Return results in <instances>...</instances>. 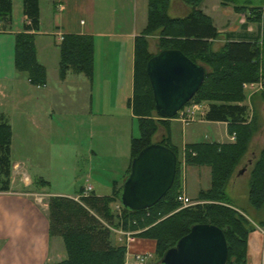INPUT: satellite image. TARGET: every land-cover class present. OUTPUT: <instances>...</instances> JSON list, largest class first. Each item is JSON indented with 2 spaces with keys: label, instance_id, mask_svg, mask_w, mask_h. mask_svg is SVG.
I'll list each match as a JSON object with an SVG mask.
<instances>
[{
  "label": "trees",
  "instance_id": "16d2710c",
  "mask_svg": "<svg viewBox=\"0 0 264 264\" xmlns=\"http://www.w3.org/2000/svg\"><path fill=\"white\" fill-rule=\"evenodd\" d=\"M147 26L134 41L132 113L137 119L139 137L130 141V165L132 159L146 146L158 142L177 155V171L174 183L166 195L153 207L131 212L122 207L115 211L112 203L119 202L122 188L117 181L112 183L109 196L91 194L74 200L63 196L51 197L48 201L49 231L51 236L63 239L66 259L55 264H122L125 259V245H113L112 232L108 226L131 231L138 227H148L139 234L156 243L159 264L164 252L186 235L194 224L209 223L224 231L228 244L226 264H247V237L255 225L231 208V201L225 193V182L233 174L235 166L251 153L253 137L262 129L259 114L253 109L249 118L248 107L243 105L245 94L243 83L264 79L258 61L259 44L256 40L229 41L218 52L209 51L208 39L218 38L212 20L197 7L202 0H183L190 6L185 17L173 18L168 14L171 0H147ZM239 0H221L223 5H232L236 12L245 11L246 4ZM252 5V3H247ZM23 14L29 19L24 23L25 31H38L40 26V0H22ZM249 7V6H248ZM12 0H0V23L9 25L12 20ZM255 22L262 23L260 35L264 37V13L257 12ZM251 18V17H250ZM253 20V21H254ZM258 37L257 39H259ZM148 38L156 39L157 51H150ZM164 49H178L196 63H204L210 68L204 82L191 100L208 101L206 120L227 122L228 132L235 135L232 143L198 142L185 146V165L207 166L210 168V186L200 191L196 200L202 204L181 206L177 200L182 192V178L178 174L180 156L171 143L170 128L155 141L160 127H165L166 119L155 114L153 91L146 73V65L151 57ZM59 73L63 78L69 69L83 72L92 77L94 67V41L90 35L65 34L59 42ZM15 63L19 71L27 73L30 82L36 86L46 84V70L37 61L35 40L31 34L16 36ZM190 100V101H191ZM189 101V102H190ZM0 117V192L10 189L11 178V137L12 132L6 120ZM165 129V128H164ZM130 165L124 175L130 172ZM250 191L248 200L258 209L264 206V145L256 152L250 168ZM39 183L48 185L44 179ZM38 183V184H39ZM122 184V183H121ZM218 202V203H216ZM120 203V202H119ZM230 206V207H229ZM258 226L264 227V222Z\"/></svg>",
  "mask_w": 264,
  "mask_h": 264
},
{
  "label": "rangeland",
  "instance_id": "374dc122",
  "mask_svg": "<svg viewBox=\"0 0 264 264\" xmlns=\"http://www.w3.org/2000/svg\"><path fill=\"white\" fill-rule=\"evenodd\" d=\"M132 1L133 0H40L42 27L44 31L52 32L56 20L65 25H69L71 29L94 27L97 32L130 33L134 26L131 12ZM239 1L242 3H240L241 5L246 4L247 8L245 11L248 10L249 12V15H246V19H242L241 16L242 23H245L246 26L255 23V14L250 10V6L254 7L258 13L260 12V16L262 17V14L264 13V0ZM14 2L15 4H17V2L21 3V0H14ZM58 2L63 5V11H59L58 9L54 10L53 5ZM247 3H252V5H248ZM172 7L173 5L170 1L168 4V14ZM197 8L199 9V7ZM20 17V9L16 6L14 10V19L17 23L19 22ZM111 22H113L112 26ZM58 37L54 35H44L43 37L38 38V43L40 45V41L45 38L46 41L51 43V47L54 48L53 51L56 53L55 49H59ZM148 39L150 41V51L155 53L157 51L156 39ZM95 40L97 69L94 71L92 82L90 79H86L83 74H76L69 76L68 82L65 83L64 86H61L52 76L53 72L50 71L49 73L51 87H54L59 91L58 93L61 92V94H63V89L65 91L67 89L70 94H75V102L70 109L63 108L61 107L65 105L62 102L63 97L60 94L57 96L58 99H56L60 108L55 109L54 114L52 113L53 127L52 129H49V131L48 129H45V135H42V137H46V142L50 143L45 149L46 154L42 159V165L35 166L27 164L24 166H26L25 169L32 181L37 178H43L48 182V185L46 186L47 190L52 193L62 192L76 194L79 192L80 187L88 181V184L95 187L97 192L109 194L111 192V181L116 178H121L119 177L120 174H122L123 169L130 161L131 139L133 137L138 138L140 135L137 120L134 118L132 119L126 105H122L125 97L118 94V92H114V88L112 87L114 84L104 86L103 81L105 79H103L102 71L100 69L104 61L111 63L118 56H120L125 63L129 48L128 41L127 39L119 38H96ZM259 46V55L261 58L258 61V66L261 73L264 57L263 29L262 42ZM110 48H114L115 51L117 50L119 55L107 54L108 49ZM47 52L48 51L44 52L43 55L41 54V58L46 55L49 63H51V60L55 58L53 57L55 55L51 52ZM111 58H113V60H111ZM199 64L205 65L204 63ZM112 76V80H109L116 84L119 80V75L116 73ZM91 85L92 92L90 90ZM117 85L118 83L115 86L117 87ZM244 86L247 87L245 91L246 93L249 91L248 88L252 89V91H256L257 94L254 95V105L250 103L248 107L255 109L253 106H256L255 110L259 114V123H263L262 126H264V79H260L257 82L243 83V91L245 88ZM2 103L6 105L7 102L5 101ZM89 103L92 108V116L86 111V108L89 107ZM101 103L105 105V107L110 106V111H101ZM206 104H208V101L191 100L183 107V111L195 109L193 119L186 126H184L182 120L184 117L182 118L179 113L173 118H168L165 121V130L169 121H173L171 123L172 142L178 148L181 161L178 174L182 178V185L185 186V191L190 197H195L200 189L209 187V174L206 168H202L201 175L197 172L198 168L194 166H187L184 168V166H186L185 149L182 156V144L228 140L227 136H224L227 134L223 125L199 123L205 120V116L202 115V112H204ZM110 112L111 115H109ZM249 113L253 114V111L250 110ZM185 119L188 120V118ZM160 135L159 132L155 137V141L160 140ZM221 135L224 137H221ZM234 140L235 135L232 136L230 142L226 141V143H232ZM16 142H18V140ZM263 142L264 135L256 133L252 141L253 151L258 152V149L262 146ZM17 151L18 149L15 150V154ZM90 151H93V153H90ZM251 155L249 153L245 159L242 160L241 164L235 166L233 174L229 176L224 184V191L231 203L235 202V204L241 208H245V206L249 205L251 207L250 213L249 211L244 212L243 210L245 209L243 208L241 209L242 211L238 210L237 206L233 205L234 203L231 204V208L238 211L251 224L259 225L264 222V214L261 213L257 207L252 206L250 201L244 198L245 196L243 197V195H248L250 191V171L248 175L246 174L245 178H240L237 182H234L237 171L242 167V164L251 157ZM119 185L121 186L122 184L119 183ZM193 200L198 204L205 202L198 201L196 198H193ZM115 204L116 203L111 204L113 209ZM182 208L184 207L179 206L177 210H181ZM148 227L132 229L130 231L133 237L131 239L133 242H130L131 244H127L125 241H112L113 245H118L116 243H119V245H125L126 247L125 259L122 264L135 263V255H145L148 264L159 260L156 255V248L155 250L153 249L154 246H152L150 252H148L149 249H143L140 246V243L143 241H147L150 246L155 242L151 239L139 236V234L147 230ZM117 236L122 237L121 235L119 236L118 233L112 232L113 239Z\"/></svg>",
  "mask_w": 264,
  "mask_h": 264
},
{
  "label": "crops",
  "instance_id": "0c3cea01",
  "mask_svg": "<svg viewBox=\"0 0 264 264\" xmlns=\"http://www.w3.org/2000/svg\"><path fill=\"white\" fill-rule=\"evenodd\" d=\"M12 2L13 8L11 23L6 26H3V24L0 23V117L3 116L2 118L7 121L12 132L10 146L12 163L10 189L6 192H0V264H55L65 260L67 255L63 244V239L58 236L50 235L48 201L51 197L54 196H63L74 200H79L85 187L91 185L88 184V181H86L87 183L81 186L79 192L76 194H67L62 192L52 193L47 190V185L44 186L42 183H39V179L43 178H37L32 181L31 177L28 175L27 170L25 169L26 166L24 165L27 164H32L35 166L42 165V159L46 154L45 149L50 145V143L46 142V137H42V135H45V129H48L49 131V129H52L53 127L52 113L54 114V110L60 108V105L57 103V96H59L60 94L63 97L62 102L65 104L64 106H61L63 108L70 109V107L75 102V94H70L67 89L66 91L63 89V94H61V92L58 93L59 91L54 87H51L49 73L50 71L53 72L52 76L59 82L61 86H64V84L68 82L69 76H73L76 74H83L86 79H90V81L92 82L94 71H96L97 69L95 57V39H127L129 48L127 51L125 63L122 61L121 57L118 56L114 60L113 58H111V60H113L111 63L105 61L103 65H101V63L100 65L102 68L100 67V69L102 71V77L103 79H105L103 81L104 86L114 84V86H112L114 88V92H118V94H121L125 97L122 105H126L131 118L136 119V117L132 113L131 107L133 95L134 41L135 38L139 36L147 26L148 1H132L131 12L134 26L132 28V32L130 33L97 32L94 27L84 29L80 27L79 29H71L69 25H65L56 20L54 22L53 31L47 32L44 31L42 27L41 6L39 30L25 31L23 27L26 16L23 14L22 0L21 3L17 2V4H15L14 0H12ZM171 2L173 5V7L169 11V15L171 17L180 18L185 17L189 14L191 8L190 6L184 4L182 0H171ZM59 5H61L62 8H59ZM16 6H18V8L20 9V23H17L14 19V10ZM53 8L54 10L58 9L59 11L64 10L63 5L59 2L54 4ZM199 10H201L204 15L208 16L212 20V24L217 29L219 35L218 38L207 40L209 51L218 52L229 41V39H232V41H240L241 39H249L252 41L256 40L258 41L259 45L261 44L262 36H258V34L260 35L261 33V31L259 32L261 23L255 22L253 24H250L249 26H246L245 23H242V19H246V15H249L248 10L240 13L236 12L232 5L221 4V0H202L201 4L199 5ZM112 25L113 22H111V26ZM20 33L31 34L34 36L37 61L46 70V84L44 86L33 85L30 82L27 73L19 71L16 68V36ZM57 34H77L92 36L94 41V67L91 78L86 76L83 72L75 71L74 69H69L63 78L60 77V50L55 49L56 53H54V48L51 47V43L49 41H46L45 38L40 41V45L38 43L39 37H43L44 35H54L58 37ZM258 37L260 38L257 39ZM114 48L108 49L107 54L119 55L118 51H115ZM46 51H48L47 53L51 52L55 55L53 56L55 58L51 60V63H49L46 55H44V57L42 56L41 58V54L43 55V53ZM116 73L119 75V80L116 82V84L118 83L117 87L115 86V83H112L110 81L112 80V75H115ZM246 86H244L245 100L243 101V105H246L248 107L250 103L254 105V95L257 93L255 90L252 91V89L250 88H248L249 91L246 93ZM90 90L92 92V85L90 87ZM5 101L7 102L6 105L2 103ZM90 103L89 107L86 108V111L92 116L93 113L92 108L90 107ZM208 110L209 104H206L204 112L207 113ZM248 110L249 112L250 110L253 111V109H251L250 107H248ZM101 111H110V106L105 107V105L101 103ZM249 112L248 115L250 118L252 114ZM109 115H111V112ZM172 122V120L169 121L168 126L170 128L171 143L175 146V144L172 142ZM199 123L223 125L227 134L224 135L227 136V142H230V139L234 135L228 132L229 124L227 122H213L208 121L205 118L203 122ZM160 128V136L165 135V129ZM259 133H261V135H264V126ZM224 136L221 135V137ZM17 140L18 142H16ZM226 141L215 140L202 142L226 143ZM187 144L193 143L182 144V156ZM263 145L264 142L259 149H261ZM17 149L18 151L15 154V150ZM90 153H93V151H90ZM250 155L251 157L248 158V160L244 162L242 164V167L237 171L234 182H237V180H239L240 178H245L246 174L248 175L252 163L255 160L256 152L252 151ZM129 165L130 161L128 165L123 169L122 174H120V179L116 178L115 180L111 181V192L109 194L97 192L95 190V187L93 186H91V194H95L96 196L111 195L113 181L123 183V177ZM187 166H184V168ZM194 167L198 168L197 172L199 175H201L202 168H206L208 170L207 172L209 174L210 186V168L207 166ZM242 169H244V172L240 174V170ZM208 188L200 189L195 197H190L185 191V186L182 185V190L188 197L192 199H195L200 191H205ZM243 197L248 200L247 194L243 195ZM233 203V205H236L235 202ZM242 208L245 209L243 210L244 212H251V207L249 205L245 206V208ZM242 208L237 206V209L240 211H242ZM259 211L264 214V206L259 209ZM112 241L122 242L125 240H122L117 236L115 237V239H113L112 237ZM130 242L133 241L130 240ZM130 242L127 244H131ZM116 244L119 245V243ZM140 246L143 249H149L148 252H150L152 246H154L153 249L155 250L156 245L154 242L150 246L147 241H143L142 243H140ZM246 261L247 264H264V227L255 225V229L248 234Z\"/></svg>",
  "mask_w": 264,
  "mask_h": 264
},
{
  "label": "water",
  "instance_id": "95a60500",
  "mask_svg": "<svg viewBox=\"0 0 264 264\" xmlns=\"http://www.w3.org/2000/svg\"><path fill=\"white\" fill-rule=\"evenodd\" d=\"M209 67L193 62L178 49H164L146 65L153 91L155 114L173 118L194 97ZM177 171V155L170 148L153 142L131 161L130 172L122 183L119 202L136 212L156 205L170 190ZM244 169L240 170V174ZM228 244L219 227L201 223L191 226L174 246L162 255L159 264H226Z\"/></svg>",
  "mask_w": 264,
  "mask_h": 264
},
{
  "label": "built area",
  "instance_id": "2783aa9c",
  "mask_svg": "<svg viewBox=\"0 0 264 264\" xmlns=\"http://www.w3.org/2000/svg\"><path fill=\"white\" fill-rule=\"evenodd\" d=\"M59 8H62V6L59 5ZM25 22L29 23V19L27 17L25 18ZM57 36H59L58 37V41L62 42L64 35L57 34ZM182 109L178 113L182 116V118L184 117L182 120H183L184 125L186 126L193 119V115H194V112H195L194 110L195 109H192V110L188 109V110H185V111H183ZM202 115L205 116L206 113L202 112ZM185 118H188V120L185 119ZM25 179H26V177H25ZM91 190H92L91 186H89V185L86 186L84 191H83V195L89 194L91 192ZM177 200L180 202L182 207L193 206V205L198 204V203H195L193 199L189 198L183 190L178 195ZM114 210L120 213L121 210H122V205L119 202H117L115 204V206H114ZM108 227L110 228V230L112 232L118 233L119 236L121 235L122 237H120V239H122V238L125 239L126 243H129L130 240L133 238L132 237V233L130 231H125L122 228L116 229V228H113L111 226H108ZM134 258H135V263H133V264H148L147 263V257L145 255H135Z\"/></svg>",
  "mask_w": 264,
  "mask_h": 264
}]
</instances>
